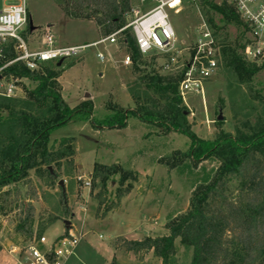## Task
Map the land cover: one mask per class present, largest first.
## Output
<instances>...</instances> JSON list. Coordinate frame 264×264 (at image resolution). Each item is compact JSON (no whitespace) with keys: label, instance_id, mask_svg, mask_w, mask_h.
<instances>
[{"label":"rangeland","instance_id":"obj_1","mask_svg":"<svg viewBox=\"0 0 264 264\" xmlns=\"http://www.w3.org/2000/svg\"><path fill=\"white\" fill-rule=\"evenodd\" d=\"M13 1L0 0V7ZM199 2L183 0L180 11L171 12L177 37L176 50L163 54L154 52L153 68L160 74L176 72L166 64L171 57L182 62L186 48L193 45L203 20L219 42H223L227 35L229 40L242 37L243 42L249 40V33L245 34L243 27L235 24L217 31L208 20L212 12ZM26 3V38H41L48 25L59 45L91 44L107 37L100 34L94 21L68 17L55 0H26ZM130 3L128 24L153 6L141 0H130ZM98 53L104 55V60L98 58ZM127 55L129 53L122 47L117 34L116 42L87 47L80 54L64 60L58 67L61 71L58 82L64 101L71 108L91 101L93 115L98 120L113 113L109 107L111 104L134 107L129 86L139 81L143 73H136L132 63H124ZM150 61L148 58L147 62ZM34 85L29 79L21 80L16 95L12 98L0 96V105L8 104L12 110L37 113L39 108L28 96V90ZM181 97L187 122L199 137L214 140L221 130L235 135L239 128L247 127L246 122L251 127L259 116L264 119V69L252 82L241 83L220 63L216 73L204 83L202 92L190 90ZM0 113L9 116V110L2 107ZM219 115L223 117L221 120H218ZM0 132L4 136L9 133L7 117L0 121ZM65 138L74 141L63 143ZM49 139L55 156L51 168L58 176L50 178L41 166L31 170L28 179L0 188V264H17L10 254L13 246L27 244L33 238L37 243L42 235L50 242L69 230L76 235L82 234L83 238L65 264H160L162 260L152 250L134 254L120 246L121 243L117 244L116 239L123 236L141 240L145 236L168 234V223L189 209L194 189L208 182L219 166L213 156L200 162L186 157L174 163L176 152L189 150V136L176 131L161 133L156 125L133 115L128 117L126 126L116 128H99L89 120L76 118L54 129ZM96 164L120 165L136 172L137 181L132 190L121 198L117 197L118 189L127 192L131 183L119 184V174L111 176L104 189L101 177L94 178ZM91 176L94 179H90L88 186L84 181ZM233 186L236 198L240 186L237 182ZM5 191L10 194L6 200L2 199ZM22 200L31 201L35 207L31 236L15 230L19 213L17 205ZM113 206L116 207L112 209ZM175 249L168 264H191V246L177 238Z\"/></svg>","mask_w":264,"mask_h":264},{"label":"trees","instance_id":"obj_2","mask_svg":"<svg viewBox=\"0 0 264 264\" xmlns=\"http://www.w3.org/2000/svg\"><path fill=\"white\" fill-rule=\"evenodd\" d=\"M55 1L68 17L94 21L102 36L120 31L117 34L122 47L129 53L132 67L136 73H143L139 81L129 86L134 107L123 108L111 104L109 107L113 113L98 120L93 115L91 101H84L75 108L64 101L58 82L61 72L58 62L46 63L35 71L21 63L7 67L6 74L35 83L28 90V96L39 109L34 114L26 110H12L8 104L0 105L9 110V116H6L9 133L4 136L0 132V188L28 179L29 172L41 166H44L50 178L58 176L49 170L55 158L49 136L57 127L76 118L89 120L99 128L124 127L128 117L133 115L156 125L161 133L176 131L189 136V150L176 152L174 163L186 157L200 162L213 156L219 161V166L208 182L194 189L189 209L168 223V234L145 236L141 240L120 236L116 243H121L120 246L134 254L152 250L162 260L160 264H168L169 258L175 254L177 238L192 247L191 264H264V119L259 116L251 127L246 122L247 127L239 128L235 135L221 130L214 140L199 137L187 122L186 107L181 105L179 85L182 73L163 75L157 72L153 68L156 53L142 54L132 29L126 27L130 0ZM199 4L212 12L208 20L217 31L235 24L243 27L245 34L248 32L247 25L227 0H200ZM242 40L243 37L229 40L227 35L223 42L217 41V58L219 65L222 63L239 82H252L256 74L264 69V58L255 61L247 59L244 48L249 40ZM7 52L8 56L13 55L11 47ZM151 53L148 57L151 63H148L146 56ZM3 62L0 61V65ZM6 117L0 113V121ZM62 140L63 143L74 141L73 138ZM94 172L95 179L101 177L104 189L111 176L117 174L120 175L119 184L131 181L127 192L118 189V198L130 192L137 181L136 172L125 170L120 165L96 164ZM94 178L90 177L92 180ZM236 182L240 191L239 196L234 198L233 184ZM33 196L36 199L34 193ZM3 197L5 200L10 197L8 191L4 192ZM63 206L67 211L65 202ZM17 208L19 213L15 230L31 236L35 207L31 201L22 200Z\"/></svg>","mask_w":264,"mask_h":264},{"label":"built area","instance_id":"obj_3","mask_svg":"<svg viewBox=\"0 0 264 264\" xmlns=\"http://www.w3.org/2000/svg\"><path fill=\"white\" fill-rule=\"evenodd\" d=\"M150 2L153 6L136 18L126 27H132L139 49L142 54L150 52L169 53L176 50V30L171 19V12H179L183 0H141ZM233 5L241 19L248 27L249 41L244 48L247 59L255 61L264 58V0H227ZM26 0H14L11 4L4 3L0 7V96L12 98L16 95L18 83L25 78L6 74L7 67L21 63L31 71L38 70L42 65L51 62L70 59L90 46L100 43L116 42L118 32L83 45H59L54 38L49 25L44 29L41 38L31 40L24 36L27 25ZM217 39L208 23L203 20L198 34L191 47L186 48V55L180 63L171 57L167 68L182 73L179 94L187 91H203L204 83L211 78L219 67L217 58ZM11 47L12 56L7 49ZM98 58L104 60V55L98 53ZM125 64L131 63L127 55ZM90 185V178L84 181ZM22 237V236H21ZM82 234L68 233L47 242L42 235L37 243L13 246L10 254L17 264H65L74 255ZM35 241V242H34Z\"/></svg>","mask_w":264,"mask_h":264},{"label":"water","instance_id":"obj_4","mask_svg":"<svg viewBox=\"0 0 264 264\" xmlns=\"http://www.w3.org/2000/svg\"><path fill=\"white\" fill-rule=\"evenodd\" d=\"M62 63H63V61H59L58 65L60 66ZM222 118H223L222 115H219L218 120H221ZM49 170L52 172L51 166H49ZM60 184L63 185V180L60 181ZM66 223L69 224V221H66Z\"/></svg>","mask_w":264,"mask_h":264}]
</instances>
